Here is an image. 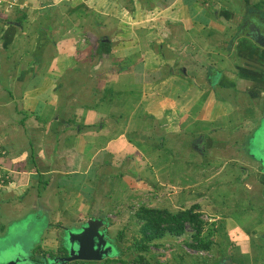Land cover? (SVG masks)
Here are the masks:
<instances>
[{"label": "crops", "instance_id": "obj_1", "mask_svg": "<svg viewBox=\"0 0 264 264\" xmlns=\"http://www.w3.org/2000/svg\"><path fill=\"white\" fill-rule=\"evenodd\" d=\"M25 2L22 10L0 5V148L9 176L0 235L28 232L35 211L27 257H65L67 229L101 220L115 242L112 212L144 199L170 211L197 205L206 216L214 244L197 255L207 261L192 264H264V174L245 168L264 160L251 149L239 154L264 114V45L251 36L257 28L264 36V16L236 14L230 0ZM223 154L241 156L242 184L258 197L248 204L260 214L245 219L252 227L224 220L219 197L183 194L215 188ZM186 164L193 176H173Z\"/></svg>", "mask_w": 264, "mask_h": 264}, {"label": "rangeland", "instance_id": "obj_2", "mask_svg": "<svg viewBox=\"0 0 264 264\" xmlns=\"http://www.w3.org/2000/svg\"><path fill=\"white\" fill-rule=\"evenodd\" d=\"M209 1V0H207ZM226 1V0H223ZM250 6H248L247 0H230L228 4H225L229 10L234 11L236 14L244 13V16H250V14H260L261 16H264V0H251ZM205 32H208L206 29ZM119 87L116 88H110L109 90L113 89L114 91H121L124 90L126 87L123 84H119ZM250 115H253L252 109H250ZM255 116L250 117L252 120ZM260 118V117H259ZM233 140H236L233 138ZM254 142H261V144L264 146V114L260 119H258L256 126L253 129V135L251 137V142H248L251 144V148L248 146L246 150H240L239 154L242 156H247L248 149L250 153V149L252 153H255V144ZM188 156H195V151L192 148V152L188 154ZM239 157H232L229 154H223L220 158H223L222 164L225 168L224 173H222L221 176H219L217 179L213 180L215 188L211 190H207L209 192H204L200 195V191L203 189H198L197 193L193 194L192 189L185 190L186 194L185 198H192L196 196H207L210 200L212 198L219 199L220 205L225 206V209L223 210V216L224 220L226 218H232L235 221H239L241 224H247L248 226L252 227L254 225V221L252 220H245L250 218V215H257V217H260L258 212H251L249 209V203H256L258 201V197L253 194L250 190L246 189L244 185L242 184V178L243 175H240L241 165H239L238 162H236L237 159L241 158ZM250 158V157H249ZM233 159V160H232ZM251 160V158H250ZM239 161V160H238ZM176 166L179 164H175ZM187 167H185L184 171H178L174 173L173 176H185L186 178L189 176H193L194 171V165L193 164H186ZM185 166V165H184ZM246 170L250 171V175L255 178V175H257V172H262L264 174V162L262 163H253L245 167ZM186 170V171H185ZM248 171V172H249ZM240 173V174H239ZM227 175H229V180L231 183L225 184L223 187H221V183L225 181ZM183 179V177L181 178ZM174 190V189H173ZM181 195V194H180ZM184 195H181V198H184ZM148 202L144 199L137 200L136 202L132 200H128L127 202H124L120 210L113 211L114 214L113 217H110L111 222H113V225L110 228L109 234L112 236L115 242H112L111 244L114 245L116 252H114L111 256H117L112 259H116L119 257H123L124 260H126L125 264H134L133 260H135V257L138 253L134 251L131 248V245L134 243V241L139 238V224L137 222V218L135 216L136 211L140 206L143 204H147ZM233 204H236V206H233ZM233 206V207H232ZM250 213V214H249ZM36 212H30L28 211L29 216L28 219H30L29 222L31 224H35L32 221L35 219ZM25 216L22 217V219ZM42 218L46 219L44 216ZM203 218H206L203 217ZM20 219V224L22 225L25 223L24 220ZM26 219V218H25ZM38 217H36V222H38ZM42 221V220H41ZM46 221L41 222V226L43 229L41 230V233L44 231V227L46 224ZM27 226L28 232L23 231H15L13 233H10L7 235L8 231L5 232L3 235H0V264H8L10 263V258L15 259V257H21L25 259V255L27 256V253L25 251V248L27 249L30 246V240L33 239V235L28 236L29 232L34 230L35 226L32 225ZM245 226V225H244ZM247 227V226H245ZM12 230V228L10 227ZM39 229V228H38ZM6 236V238H5ZM168 236V235H167ZM4 237V238H1ZM184 238H186L184 240ZM116 239V240H115ZM183 239V240H182ZM190 231H188L181 239L176 236H170V238L161 243L160 247H151V252L149 253L148 257L152 259V264H192L194 262V259H203L199 256L195 255L193 252L194 249L190 248L187 244V242H190ZM25 253V254H24ZM213 254V253H212ZM11 255V256H6ZM153 256V257H151ZM214 257V255L212 256ZM212 257H208L210 260L213 259ZM122 258V259H123ZM207 258V257H205ZM113 264H122L119 260H114L112 262Z\"/></svg>", "mask_w": 264, "mask_h": 264}, {"label": "trees", "instance_id": "obj_3", "mask_svg": "<svg viewBox=\"0 0 264 264\" xmlns=\"http://www.w3.org/2000/svg\"><path fill=\"white\" fill-rule=\"evenodd\" d=\"M135 216L139 224L140 236L131 245V248L138 253L133 260L134 264H152V259L148 257L151 247L160 246L161 244L157 241L167 235L181 237L190 231L191 241L187 244L195 250L208 252L214 244L212 240L214 230L205 227L206 222L197 205L177 211L142 205L136 211ZM62 249L60 248L61 251ZM122 258H108L105 263L111 264L114 260H119L125 264L126 260ZM200 261H207V259H198L197 263Z\"/></svg>", "mask_w": 264, "mask_h": 264}, {"label": "water", "instance_id": "obj_4", "mask_svg": "<svg viewBox=\"0 0 264 264\" xmlns=\"http://www.w3.org/2000/svg\"><path fill=\"white\" fill-rule=\"evenodd\" d=\"M256 30H258V34H251L252 38L264 45V36L258 28ZM255 154L264 160V146L261 142H255ZM102 225L101 220H89L80 229L73 231L67 229L68 233L65 235L64 245L67 247L68 256H41L40 258L29 259L25 255V259L21 257L10 258L8 264H67L73 261H101L116 252L114 245L108 241L105 232L101 230Z\"/></svg>", "mask_w": 264, "mask_h": 264}, {"label": "built area", "instance_id": "obj_5", "mask_svg": "<svg viewBox=\"0 0 264 264\" xmlns=\"http://www.w3.org/2000/svg\"><path fill=\"white\" fill-rule=\"evenodd\" d=\"M0 5L7 7L8 9H14V10H22L26 8V2L25 0H0ZM6 156V150L0 148V192L5 188L6 186V180L9 178L8 174H5L4 171H2V160ZM196 255H207L208 252L204 250H194L193 251Z\"/></svg>", "mask_w": 264, "mask_h": 264}]
</instances>
